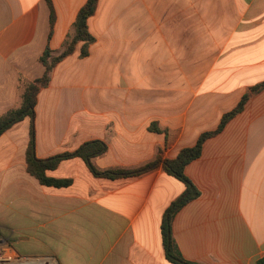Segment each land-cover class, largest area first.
Wrapping results in <instances>:
<instances>
[{"label":"crops","instance_id":"0c3cea01","mask_svg":"<svg viewBox=\"0 0 264 264\" xmlns=\"http://www.w3.org/2000/svg\"><path fill=\"white\" fill-rule=\"evenodd\" d=\"M86 0H0V114L18 103V85L40 77L38 58L63 49ZM87 56L55 64L36 97L34 117L0 135V215H35L27 229L0 237L27 257L54 264H172L162 217L185 186L159 164L138 176H93L78 158L40 185L25 171L31 123L35 156L47 159L99 140L100 170H131L172 159L214 130L248 89L264 81V0H97ZM199 195L174 214L171 238L196 264H255L264 255V90L250 95L184 169ZM16 248V250H15Z\"/></svg>","mask_w":264,"mask_h":264},{"label":"trees","instance_id":"16d2710c","mask_svg":"<svg viewBox=\"0 0 264 264\" xmlns=\"http://www.w3.org/2000/svg\"><path fill=\"white\" fill-rule=\"evenodd\" d=\"M45 2L49 8L50 36L55 16L50 0H45ZM96 3L97 0H86L83 6L78 10L73 22V31L71 34L66 36L63 49L59 54L51 56V50L48 45L45 46L43 52L38 58L39 63L44 67L42 75L34 79L32 82L20 81L18 85L19 93L17 105L0 114V135L13 124L21 121L25 117L33 120L37 94L41 88L48 85L51 78L52 68L56 63L72 54L75 51L77 44H81L78 57L83 58L87 56L88 48L94 42V38L87 30V19L93 15ZM261 90H264V81L250 87L248 91L242 95L237 104L230 111L222 115L217 127L214 130L200 134L193 146L181 148L174 158L162 160L159 157H156L153 161L131 170L120 168L105 170L97 169L92 164L91 160L102 155L106 150V144L99 140L85 143L73 152H65L47 159H38L35 156L34 129L31 123L25 150V171L40 185L61 188L69 186L71 180L55 179L48 176L47 172L54 170L57 164L64 159L78 157L85 162L89 172L93 176L105 179L138 176L155 169L160 164L163 171L167 175L177 179L185 186V190L181 197L169 205L161 220L160 234L165 259L172 264H196L182 259L171 238L170 232L171 220L177 210L182 205L195 199L199 195L197 189L185 176L184 169L190 162L199 157L203 142L207 138L219 133L232 117L242 111L250 95L258 93ZM255 264H264V255L259 258Z\"/></svg>","mask_w":264,"mask_h":264},{"label":"rangeland","instance_id":"374dc122","mask_svg":"<svg viewBox=\"0 0 264 264\" xmlns=\"http://www.w3.org/2000/svg\"><path fill=\"white\" fill-rule=\"evenodd\" d=\"M34 219H35L34 214L33 215L31 214L23 215V214H20L19 209H14L13 207L12 210L8 209L3 215H0V227L3 228L6 237L8 236L18 237L16 233H12V230L27 229V233L30 236V240L28 241L27 244L35 247L36 231L34 228V222H32V220ZM33 251H35V248L33 249ZM33 251L25 250V251L18 252V250H16V252L22 256L35 255L36 253Z\"/></svg>","mask_w":264,"mask_h":264},{"label":"built area","instance_id":"2783aa9c","mask_svg":"<svg viewBox=\"0 0 264 264\" xmlns=\"http://www.w3.org/2000/svg\"><path fill=\"white\" fill-rule=\"evenodd\" d=\"M0 264H54L50 257H27L14 251L8 240L0 237Z\"/></svg>","mask_w":264,"mask_h":264}]
</instances>
